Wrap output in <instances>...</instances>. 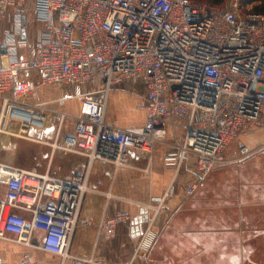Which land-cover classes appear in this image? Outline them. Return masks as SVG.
<instances>
[{
	"label": "built area",
	"instance_id": "built-area-1",
	"mask_svg": "<svg viewBox=\"0 0 264 264\" xmlns=\"http://www.w3.org/2000/svg\"><path fill=\"white\" fill-rule=\"evenodd\" d=\"M238 6V0L221 7L192 0H0V110L38 108L30 101L38 85L84 87L73 133L53 148L82 154L87 169L95 161L120 165L129 150L150 152L169 126L178 125L182 141L164 163L177 170L194 157L185 189L190 196L214 165L226 161L223 151L238 134L264 125V14H240ZM29 20L38 26L28 54L22 31ZM31 73L38 74L36 82ZM137 83L145 87L142 130L110 127V91ZM54 113L60 131L66 114ZM249 152L240 146V156ZM0 186V238L11 234L19 244L63 259L78 225H94L111 240L119 224L139 217L120 211L98 223L82 218L88 171L54 177L0 162ZM156 217L137 231L133 256L152 248ZM35 228L44 231L41 240ZM21 264H33L28 252Z\"/></svg>",
	"mask_w": 264,
	"mask_h": 264
},
{
	"label": "crops",
	"instance_id": "crops-1",
	"mask_svg": "<svg viewBox=\"0 0 264 264\" xmlns=\"http://www.w3.org/2000/svg\"><path fill=\"white\" fill-rule=\"evenodd\" d=\"M33 24L38 26L29 20L25 31L28 38L33 36L35 28L29 30ZM21 53L25 51L18 49ZM30 76L33 82L38 80L37 73ZM84 90L77 85H38L30 101L55 99L52 110L76 119ZM144 98L143 83L131 90L115 87L109 93L105 122L110 127L140 132L146 121V111L139 107ZM182 138L178 125L169 126L164 140L152 151L129 150L120 165L95 161L89 169L80 153L69 151L47 160L46 150L47 161L38 171L58 177L88 171L91 190L83 199L82 218L91 217L98 223L127 211L141 221L136 226L119 224L111 240L103 239L94 225H78L65 259L14 242L8 238L15 237L8 234L0 238V264H21L26 252L33 264H128L139 239L137 231L145 229L154 215L157 217L150 227L156 239L146 256L147 264H264V125L238 134L233 139L238 140L235 151L223 153L226 161L214 165L190 196L185 195V189L193 180L194 157L189 156L177 170L164 163L165 155ZM242 145L250 149L246 156L239 154ZM4 192L0 186L1 198ZM17 212L30 218L27 212ZM32 234L41 240L44 231L35 228ZM137 260L134 264H138Z\"/></svg>",
	"mask_w": 264,
	"mask_h": 264
},
{
	"label": "rangeland",
	"instance_id": "rangeland-1",
	"mask_svg": "<svg viewBox=\"0 0 264 264\" xmlns=\"http://www.w3.org/2000/svg\"><path fill=\"white\" fill-rule=\"evenodd\" d=\"M192 1L206 2L221 7L224 6L228 0ZM238 5V11L240 12V14H244L246 12H256L264 14V0H238ZM29 27V30L31 29V31H33L36 25H29ZM33 43L34 33L33 36L30 34L28 38V48H30L31 50ZM50 101L42 99L40 101L39 98L38 102H36L38 105H40L38 108L27 109L23 106H19L11 109L8 108L3 111L0 110V162H5L7 164H11L21 168L33 167L37 168L38 171L40 165H42L43 163L45 164L47 160H50L51 155H53L55 158L57 155H60V153L69 152L62 148L52 147L54 146V143H56V141L57 143L61 142V136L73 132L75 118L68 116L65 113L66 117L64 119L62 129L58 131L54 113L57 111L52 110L53 108H55L56 100L52 99ZM81 109L82 105L80 106L79 112L81 111ZM237 141V139L233 140L224 149V155H226L228 151H235V149L238 147ZM46 150L47 160L45 161ZM8 239H12V241H14V238ZM147 254L148 253L144 254L142 257L140 255H132L131 258H133L134 260L132 264H134L137 259H139L137 260L138 264H147Z\"/></svg>",
	"mask_w": 264,
	"mask_h": 264
},
{
	"label": "water",
	"instance_id": "water-1",
	"mask_svg": "<svg viewBox=\"0 0 264 264\" xmlns=\"http://www.w3.org/2000/svg\"><path fill=\"white\" fill-rule=\"evenodd\" d=\"M23 23V22H22ZM24 32L25 31H22V36H24ZM141 220H140V218L139 219H137V220H134L133 222H132V224H134L135 226L136 225H138V223L140 222Z\"/></svg>",
	"mask_w": 264,
	"mask_h": 264
},
{
	"label": "bare ground",
	"instance_id": "bare-ground-1",
	"mask_svg": "<svg viewBox=\"0 0 264 264\" xmlns=\"http://www.w3.org/2000/svg\"><path fill=\"white\" fill-rule=\"evenodd\" d=\"M3 115V114H2Z\"/></svg>",
	"mask_w": 264,
	"mask_h": 264
}]
</instances>
